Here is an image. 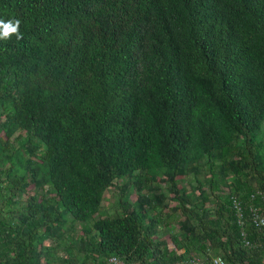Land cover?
<instances>
[{
    "label": "trees",
    "instance_id": "obj_1",
    "mask_svg": "<svg viewBox=\"0 0 264 264\" xmlns=\"http://www.w3.org/2000/svg\"><path fill=\"white\" fill-rule=\"evenodd\" d=\"M0 19L23 35L0 39V264H264V0H0Z\"/></svg>",
    "mask_w": 264,
    "mask_h": 264
},
{
    "label": "built area",
    "instance_id": "obj_2",
    "mask_svg": "<svg viewBox=\"0 0 264 264\" xmlns=\"http://www.w3.org/2000/svg\"><path fill=\"white\" fill-rule=\"evenodd\" d=\"M262 204H263V210H261L259 208H254V207L250 208L251 223L256 228H259V229H262L264 227V215L261 214V212L264 211V198L262 199ZM233 205H234V208H235L236 213H237L238 223L240 226H242L243 220L241 219L242 218L241 208H240L239 204H237V202H235V201L233 202ZM210 259H211L213 264H224V261L218 256L211 255ZM108 264H123V263L121 261H119L118 258L112 257L109 259ZM193 264H201V260L197 259V260L193 261Z\"/></svg>",
    "mask_w": 264,
    "mask_h": 264
},
{
    "label": "clouds",
    "instance_id": "obj_3",
    "mask_svg": "<svg viewBox=\"0 0 264 264\" xmlns=\"http://www.w3.org/2000/svg\"><path fill=\"white\" fill-rule=\"evenodd\" d=\"M20 23L18 19H10L7 22L0 19V39L7 40L12 35H15L17 40L23 39V35L19 32Z\"/></svg>",
    "mask_w": 264,
    "mask_h": 264
},
{
    "label": "rangeland",
    "instance_id": "obj_4",
    "mask_svg": "<svg viewBox=\"0 0 264 264\" xmlns=\"http://www.w3.org/2000/svg\"><path fill=\"white\" fill-rule=\"evenodd\" d=\"M164 191H167L164 189ZM112 193H115V190H111V192L107 193L105 196H104V200L102 202V209H101V212H108V213H112L114 211V209L116 208L117 204H116V198L115 196L112 194ZM165 195H168V193L165 192ZM168 201V200H167ZM170 202V201H168ZM174 204L172 203H169V206H173ZM60 256L63 255L62 252L59 253Z\"/></svg>",
    "mask_w": 264,
    "mask_h": 264
}]
</instances>
